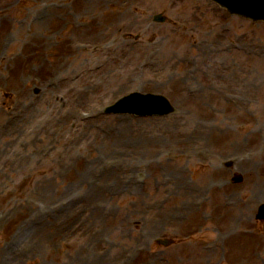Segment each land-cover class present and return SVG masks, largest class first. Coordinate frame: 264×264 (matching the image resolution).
<instances>
[{
  "label": "rangeland",
  "instance_id": "rangeland-1",
  "mask_svg": "<svg viewBox=\"0 0 264 264\" xmlns=\"http://www.w3.org/2000/svg\"><path fill=\"white\" fill-rule=\"evenodd\" d=\"M10 1L20 8L0 18V34L18 30L8 51L0 35V264H264V222L253 221L264 201V24L211 0ZM42 12L51 18L32 23ZM61 30V56L74 41L119 39L42 64ZM131 90L163 93L176 111L69 114ZM224 231L238 236L217 240Z\"/></svg>",
  "mask_w": 264,
  "mask_h": 264
},
{
  "label": "bare ground",
  "instance_id": "bare-ground-1",
  "mask_svg": "<svg viewBox=\"0 0 264 264\" xmlns=\"http://www.w3.org/2000/svg\"><path fill=\"white\" fill-rule=\"evenodd\" d=\"M49 16H50V15H49ZM49 16L45 17V18L43 19V21L46 20V19L48 20ZM43 17H44V16H43ZM42 24H43V23H40V24H38V25L41 26ZM142 163H143V161H142L140 164H138V165H141ZM135 166H137V165H135Z\"/></svg>",
  "mask_w": 264,
  "mask_h": 264
},
{
  "label": "water",
  "instance_id": "water-1",
  "mask_svg": "<svg viewBox=\"0 0 264 264\" xmlns=\"http://www.w3.org/2000/svg\"><path fill=\"white\" fill-rule=\"evenodd\" d=\"M247 1H250V0H247ZM260 11L264 12V8H259Z\"/></svg>",
  "mask_w": 264,
  "mask_h": 264
}]
</instances>
